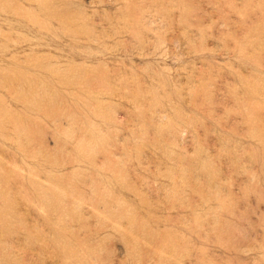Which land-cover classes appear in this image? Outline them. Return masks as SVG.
<instances>
[{
	"label": "rangeland",
	"instance_id": "1",
	"mask_svg": "<svg viewBox=\"0 0 264 264\" xmlns=\"http://www.w3.org/2000/svg\"><path fill=\"white\" fill-rule=\"evenodd\" d=\"M0 264H264V0H0Z\"/></svg>",
	"mask_w": 264,
	"mask_h": 264
}]
</instances>
